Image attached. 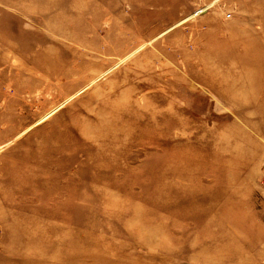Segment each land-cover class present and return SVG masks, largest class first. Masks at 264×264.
Returning <instances> with one entry per match:
<instances>
[{"label":"rangeland","instance_id":"374dc122","mask_svg":"<svg viewBox=\"0 0 264 264\" xmlns=\"http://www.w3.org/2000/svg\"><path fill=\"white\" fill-rule=\"evenodd\" d=\"M0 264H264V0H0Z\"/></svg>","mask_w":264,"mask_h":264}]
</instances>
